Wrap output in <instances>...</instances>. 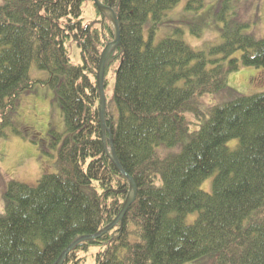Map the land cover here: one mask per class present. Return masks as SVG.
Here are the masks:
<instances>
[{"label":"trees","instance_id":"trees-1","mask_svg":"<svg viewBox=\"0 0 264 264\" xmlns=\"http://www.w3.org/2000/svg\"><path fill=\"white\" fill-rule=\"evenodd\" d=\"M0 1V141L20 96L36 88L53 92L64 127L49 130L60 149L37 185L7 181L0 264H57L78 239L112 224L130 189L105 151L99 118L97 72L114 34L108 23L84 22L83 5L93 0ZM181 1L102 0L119 26L105 76L107 148L136 199L122 223L76 246L64 264H79L91 246L99 247L95 264H264V92L204 102L229 90V74L241 67L259 69L251 80L264 85V38L246 33L243 19L228 27L238 0H186L184 18L199 27L213 21L223 39L196 51L184 20L168 15ZM71 44L81 64L72 63ZM35 66L47 74L32 76ZM22 129L13 130L33 140Z\"/></svg>","mask_w":264,"mask_h":264},{"label":"rangeland","instance_id":"rangeland-1","mask_svg":"<svg viewBox=\"0 0 264 264\" xmlns=\"http://www.w3.org/2000/svg\"><path fill=\"white\" fill-rule=\"evenodd\" d=\"M213 2L214 0H208L204 7L210 6ZM236 7L239 12V15H237L238 20L234 21L235 17L232 15L227 23L228 27L234 29L237 22L243 19L248 23L245 32L256 41L262 40L264 38V0H238ZM185 8L186 0H182L176 7L179 13L176 15L175 11H173L171 14L168 13V15L172 21L184 20L182 21L184 22L183 27H186L187 30L184 40L188 45L196 51L207 52L211 47L222 43L223 39L220 30L216 28L213 21L207 20L203 22L205 25L202 26L203 28L199 27L197 26V22H191L193 20L191 17L184 18L189 15V11ZM100 15L93 1L84 3L82 17L86 24L89 25L98 21L99 23H104V26L107 23L110 25L109 21L111 20L108 17L110 14L106 13L104 15L106 20H103ZM172 27V32L176 29L184 30L182 26ZM112 39L111 35L108 34L106 42L112 41ZM69 52L73 64L78 65L82 63L80 49L76 44L70 45ZM239 56L240 52L234 56V59L240 61L241 56ZM42 73L46 72L40 71L36 66L32 68V76L37 75L39 77L42 76ZM114 73L115 66H112L108 72L110 83L107 90L108 98L112 95L111 88L114 81L111 82V80L114 77ZM260 73L262 72L259 69L248 67H241L238 71L231 72L228 80L229 90L214 96H206L204 98L205 104L209 107H218L231 103L235 99L264 92V85L258 83L259 80L255 83L251 80L252 77H256ZM189 119H191V116ZM11 120L13 128H7L5 132L8 134V137L0 141V214H3L5 210L4 194L8 186L7 181L13 179L30 186H35L42 177V170L48 167L50 168L46 171L50 172L52 170V164L56 161V153H59L60 148H54L49 144V130L53 129L57 132H62L64 128L59 111L56 105L54 106L53 104V92L49 88H36L34 92L20 96L18 106L16 111L12 113ZM23 127L25 131L32 132L30 136L33 140L27 138L26 135L29 133L25 132V139L13 130L15 128L17 131H20L23 130ZM39 137H42L40 147L38 146V142L35 141V138ZM43 142L45 144L42 152ZM42 155L46 160L42 158ZM204 186L202 189L207 192ZM97 252H99V247L91 246L87 252L81 253L79 264H95ZM72 264L76 263L73 262Z\"/></svg>","mask_w":264,"mask_h":264},{"label":"water","instance_id":"water-1","mask_svg":"<svg viewBox=\"0 0 264 264\" xmlns=\"http://www.w3.org/2000/svg\"><path fill=\"white\" fill-rule=\"evenodd\" d=\"M95 4L97 7L103 12H107L110 14L108 16L110 20L113 22L114 29L116 31V39L112 44H109L105 50L103 51L101 55V60L99 64V69H98V75H97V82H98V89H99V95H100V107H99V117H100V124L102 128V136H103V145L105 147V151L108 154L109 158L111 159L112 163L114 164L116 170L129 182L130 186V194L122 208V211L119 213V215L116 217V219L112 222L110 226L105 228L104 230L98 232L97 234L94 235H89L82 237L78 239L74 244H72L66 251L62 253L60 258L58 259L57 264H64L66 258L70 254L71 251L75 249L76 246H78L81 243H84L89 240H98L102 238L104 235L109 233L111 230H113L120 222H122L130 208V206L133 204L135 197H136V186L133 181V179L126 174V172L123 170L121 167L115 152L113 148L109 151L107 149V144H106V124H105V110H106V99H105V93H104V78H105V65H106V60L108 58V55L110 51L112 50L113 47L119 45V26H118V21L116 18L115 13L110 9L109 7L104 6L100 0H94Z\"/></svg>","mask_w":264,"mask_h":264}]
</instances>
